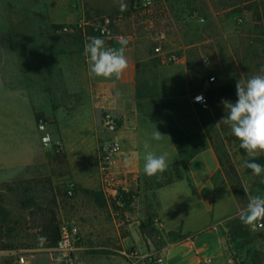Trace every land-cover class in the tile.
I'll return each instance as SVG.
<instances>
[{
	"label": "rangeland",
	"instance_id": "obj_1",
	"mask_svg": "<svg viewBox=\"0 0 264 264\" xmlns=\"http://www.w3.org/2000/svg\"><path fill=\"white\" fill-rule=\"evenodd\" d=\"M153 1L150 12L135 10L134 0H0V203L11 212L9 226L14 232L10 243L15 248L0 251V264H21L20 256L26 261L35 256L39 264H49L50 252L42 247L38 232L26 226L30 212L37 207L56 211L57 194L64 202L76 197L68 196V183L98 175L92 115L88 109L69 110L73 105L75 72L64 61L68 53L84 48L85 41L61 33L63 26H82L76 32L85 31L87 37H93L103 18L112 17L116 48L122 40L129 42L125 36L130 31L134 37L142 38L144 48L153 49L154 42L141 22L150 16L157 18L167 32L164 49L183 54L185 61L179 65L166 63L138 74L136 107L141 116L155 117L158 111H170L158 101L163 93L181 94L187 90L192 98L197 93L205 94L208 104L200 107L199 114L207 141L218 154L230 184L244 203L249 202L244 187L251 196L264 193V174L255 176L243 167L248 157L240 148V141L227 125L216 127L227 116L222 101L237 100L240 73L235 59L246 81L264 74L260 73L264 67V23L258 21L257 15L263 13L262 6L257 9L256 5H242L217 11L213 4L218 0H206L207 6L199 0V9L192 11L190 0ZM121 2L127 4L124 12L120 11ZM173 3L177 4L175 9L171 7ZM243 34L247 37L241 39ZM117 35L123 38L117 40ZM226 44L231 45L233 53L227 51ZM210 76L217 80L210 82ZM50 97L61 98L69 110L64 121L65 141L52 134L57 122L45 113ZM47 136L53 141L51 146L44 144ZM192 141L186 142L183 149L186 157L192 148L204 145H192ZM56 142L62 144L60 152L54 147ZM255 162L264 165V153L258 154ZM58 187L56 194L54 189ZM63 222L66 221L61 219L60 224ZM243 232V236L232 231L223 233L225 264H247L254 252H259V264H264V226H245ZM201 251L208 257L218 254L219 248L210 242ZM184 252L176 253L183 256ZM190 256L197 257L194 252ZM221 261L219 255L217 263Z\"/></svg>",
	"mask_w": 264,
	"mask_h": 264
},
{
	"label": "crops",
	"instance_id": "obj_2",
	"mask_svg": "<svg viewBox=\"0 0 264 264\" xmlns=\"http://www.w3.org/2000/svg\"><path fill=\"white\" fill-rule=\"evenodd\" d=\"M129 33L125 36L129 40L125 46L128 67L119 79L90 76L84 48L68 53L64 61L70 65V71L75 72V88L71 92L73 105L69 110L82 112L88 109L92 115L97 164L99 147L105 136L102 131L104 110L110 109L121 120L115 169L126 175L128 194L139 195L140 208L126 207L115 192L107 193L98 171L96 176L76 179V197L70 201H61L57 194L59 187L54 189L59 221L63 219L79 227L81 242L74 253L79 264H148L145 256L152 253L163 257L162 264H202L208 257L216 264L219 255L222 257L220 264H225L223 233L231 231L230 226H247L240 221L238 213L248 202L241 201L225 175L218 154L207 141L205 125L199 114L201 106L193 101L187 90L181 94L170 91L160 95L158 101L170 111H158L155 117L141 116L136 107L138 74L148 68L162 67L167 62L154 53V47L144 48L140 42L142 38ZM69 34L85 43L89 40L84 33ZM122 38V35L115 37L117 40ZM226 49L233 53L230 44H226ZM235 63L240 79L246 81L237 59ZM211 77L216 76L209 79ZM47 103L46 116L57 122L52 134L65 141L64 121L69 110L61 98L54 100L50 97ZM172 125L192 137V145L204 143V149L186 162L185 179L145 192L142 188L145 143L156 155L167 153L168 166L181 161ZM155 130L164 135L159 141L152 139ZM79 133L81 136L82 131ZM246 194L248 198L251 196L249 191ZM210 242L217 245L219 253L208 257L201 255V250ZM178 250L186 252L180 256L176 253ZM45 251L50 252L51 262L52 249ZM190 252L197 257H188ZM25 262L39 264L35 256Z\"/></svg>",
	"mask_w": 264,
	"mask_h": 264
},
{
	"label": "clouds",
	"instance_id": "obj_3",
	"mask_svg": "<svg viewBox=\"0 0 264 264\" xmlns=\"http://www.w3.org/2000/svg\"><path fill=\"white\" fill-rule=\"evenodd\" d=\"M120 11L127 10V4L121 2ZM126 40L120 41L119 48L108 47L102 37H89L84 45L83 55L89 67V75L119 79L128 67L125 55ZM264 73V67L260 69ZM237 100L235 103L222 101L227 116L220 120L227 125L231 134L240 141V148L244 149L248 159L243 161V167L250 169L255 176L264 174V165L255 162L260 153H264V74H257L247 81L238 80L236 83ZM202 100V97H197ZM164 137L158 130L152 134V139L161 140ZM144 173L148 177H154L167 170V153L156 155L149 150L150 146L145 143ZM248 192L247 187H244ZM240 221L253 228L257 223L264 221V193L249 196L247 206L238 213ZM264 226V224H261Z\"/></svg>",
	"mask_w": 264,
	"mask_h": 264
},
{
	"label": "built area",
	"instance_id": "obj_4",
	"mask_svg": "<svg viewBox=\"0 0 264 264\" xmlns=\"http://www.w3.org/2000/svg\"><path fill=\"white\" fill-rule=\"evenodd\" d=\"M155 3L153 0H134L133 8L144 9L151 12ZM159 21L155 17H149L143 22V29L148 32L154 42V53L162 57L165 62L170 64H183L185 57L183 54H176L173 52H167L164 49V43L167 41V32L159 26ZM115 20L112 17L103 18L101 24L96 26V36L102 37L106 41L108 47L116 48L113 44V27ZM82 26L72 27L63 26L60 31L63 33L76 32ZM84 34L87 37L86 32ZM89 39V37H87ZM207 62L208 60H204ZM210 82H215L216 77H211ZM197 97H202V100H197ZM193 101L200 106H207L208 100L203 93H197L193 97ZM121 120L110 110L105 109L102 117V131L105 136L102 138L99 147L98 156V171L103 183V186L107 193L115 192L116 196H120L121 193H128L126 175L124 173H118L115 169V164L119 154V141L117 138V132L121 129ZM44 144L51 146L53 144L52 139L47 136L44 138ZM54 147L60 152L63 147L61 142H56ZM67 194L69 197H73L76 192V184L70 182L67 185ZM140 200L136 196H132L130 206L135 209L140 208ZM158 221L155 220V223ZM262 222L257 223L256 227L263 228ZM81 242L80 230L77 224L72 222H63L60 224V238L56 246L52 249V259L50 264H79L78 260L74 256V253ZM21 264H26L24 256H20ZM145 260L148 264H162L164 262L163 257L160 254L152 253L145 256ZM202 264H214V260L208 257L202 261Z\"/></svg>",
	"mask_w": 264,
	"mask_h": 264
},
{
	"label": "trees",
	"instance_id": "obj_5",
	"mask_svg": "<svg viewBox=\"0 0 264 264\" xmlns=\"http://www.w3.org/2000/svg\"><path fill=\"white\" fill-rule=\"evenodd\" d=\"M199 0H190V8L192 11L199 9ZM202 3L207 6L206 0H201ZM218 3H214L213 6L217 11H225L228 9H238L240 6L252 7L253 5L257 6V9L263 8V13L258 14V21L264 23V0H218ZM262 4V5H261ZM173 9L177 7L176 3L171 5ZM261 8V9H262ZM242 11V10H239ZM238 11V12H239ZM212 98L213 95L209 94ZM201 117V116H200ZM202 121L203 117H202ZM205 125V124H204ZM172 135L176 145L178 146L181 161L167 167V170L158 174L154 177H148L146 174L142 179V188L145 192L155 191L167 185H170L176 181H180L186 178L187 164L184 163L186 160L190 161L193 159L202 149L204 145L200 144L189 151V155L186 157L183 154V149L186 148V142H189L190 139H193L190 136L185 135L181 130L177 129L172 125ZM132 196L139 198L137 194H128L121 193L119 199L122 204L126 207H130ZM11 218V212L0 203V251L15 249L10 243L11 236L14 232V229L9 226ZM26 226L30 230H36L38 232L39 238L42 240V247L46 249H53L59 241L60 238V221L58 218L57 212L52 208H43L37 207L35 210H32L29 214V219L26 222ZM231 231L234 235L242 234L245 235L244 231L245 226H230ZM145 232V231H144ZM236 248H240L239 245ZM262 262L259 252L252 253V256L249 257L247 264H259Z\"/></svg>",
	"mask_w": 264,
	"mask_h": 264
}]
</instances>
